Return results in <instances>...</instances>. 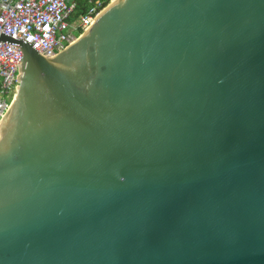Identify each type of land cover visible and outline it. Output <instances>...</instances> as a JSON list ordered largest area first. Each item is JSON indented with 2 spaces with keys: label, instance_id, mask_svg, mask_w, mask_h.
<instances>
[{
  "label": "water",
  "instance_id": "water-1",
  "mask_svg": "<svg viewBox=\"0 0 264 264\" xmlns=\"http://www.w3.org/2000/svg\"><path fill=\"white\" fill-rule=\"evenodd\" d=\"M21 50L0 118V264H264V0H110Z\"/></svg>",
  "mask_w": 264,
  "mask_h": 264
},
{
  "label": "built area",
  "instance_id": "built-area-1",
  "mask_svg": "<svg viewBox=\"0 0 264 264\" xmlns=\"http://www.w3.org/2000/svg\"><path fill=\"white\" fill-rule=\"evenodd\" d=\"M90 5L77 24L69 18L77 0H0V32L30 43L44 57L64 50L107 5L103 0H87ZM21 50L13 44L0 43V118L9 91L17 82Z\"/></svg>",
  "mask_w": 264,
  "mask_h": 264
},
{
  "label": "trees",
  "instance_id": "trees-1",
  "mask_svg": "<svg viewBox=\"0 0 264 264\" xmlns=\"http://www.w3.org/2000/svg\"><path fill=\"white\" fill-rule=\"evenodd\" d=\"M110 0H103V5L107 4ZM90 3L87 0H77L75 9L73 10L69 22L71 24H77L79 16L86 11Z\"/></svg>",
  "mask_w": 264,
  "mask_h": 264
}]
</instances>
